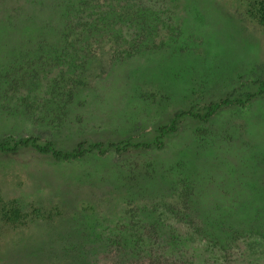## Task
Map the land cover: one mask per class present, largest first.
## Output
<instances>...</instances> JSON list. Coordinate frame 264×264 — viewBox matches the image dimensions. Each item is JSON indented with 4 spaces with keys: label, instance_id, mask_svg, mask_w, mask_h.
<instances>
[{
    "label": "rangeland",
    "instance_id": "obj_1",
    "mask_svg": "<svg viewBox=\"0 0 264 264\" xmlns=\"http://www.w3.org/2000/svg\"><path fill=\"white\" fill-rule=\"evenodd\" d=\"M150 3L167 8L153 18L173 32L159 36H170L162 53L90 76L85 102L68 113L41 118L45 107L30 99L42 98L32 95L23 119L0 111V137L33 135L60 149L79 140L150 143L64 162L31 149L0 153V264H83L113 249L119 258L149 251L185 264L237 257L236 246L208 257L173 203L184 185L201 213L228 211V199L264 197V90L206 121L184 114L164 137L156 130L180 111L202 115L210 101L255 91L264 78V32L238 0ZM7 51L0 52L3 80L14 73ZM156 138L159 146L151 144ZM245 250L240 260L256 254L254 246Z\"/></svg>",
    "mask_w": 264,
    "mask_h": 264
},
{
    "label": "trees",
    "instance_id": "obj_2",
    "mask_svg": "<svg viewBox=\"0 0 264 264\" xmlns=\"http://www.w3.org/2000/svg\"><path fill=\"white\" fill-rule=\"evenodd\" d=\"M143 1L0 0V52L8 50L7 57L14 71L13 75L4 80L0 76V100L6 98L0 111L15 120L23 119L32 104L45 107L39 109L41 118L55 116L59 111L62 114L68 113L72 104L80 106L85 102L90 76L95 73L96 76L105 75L129 59L162 53L165 39L170 36L164 39L159 36L164 32H173L169 27L164 28L167 20L161 22L158 28V22L153 16L166 14L167 8L154 9L150 0H146L147 3ZM238 1L245 7L248 18L255 21L264 32V0ZM263 90L264 78L253 92H245L239 97L227 95L208 102L202 106V115L188 110L180 111L168 124L157 127L156 137H164L173 132L179 117L184 114L206 121L225 107L245 106L259 97ZM31 95L41 97V102L30 99ZM157 138L151 144L159 146ZM130 144L124 139L79 140L68 149H60L53 141H41L33 135L15 138L7 136L0 137V153L31 149L54 161L64 162L77 160L86 154H122L150 147V143L144 142ZM250 198L252 201L247 200V203L240 200L231 203L232 199H228V211L201 213L196 208L198 199L193 197L192 188L184 185L173 205L181 206L177 210L182 214H177L176 219H184L186 223L181 224L192 225V234L203 238L200 241L205 242L204 253H209L208 257L212 253L224 255L236 246L239 249L236 252L238 258L230 261L231 264H264V197ZM231 207L234 209L230 210ZM239 208L247 213L240 214ZM245 244L248 249L254 246V252L260 254L250 252L252 257L240 260L246 254ZM114 250H106L95 260L83 264H185L168 258L164 253L156 255L149 251H145L144 255L121 252L119 258L113 253Z\"/></svg>",
    "mask_w": 264,
    "mask_h": 264
}]
</instances>
